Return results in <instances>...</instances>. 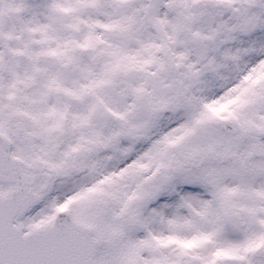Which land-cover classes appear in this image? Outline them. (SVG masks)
<instances>
[{"label": "snow or ice", "instance_id": "6c2138e0", "mask_svg": "<svg viewBox=\"0 0 264 264\" xmlns=\"http://www.w3.org/2000/svg\"><path fill=\"white\" fill-rule=\"evenodd\" d=\"M0 264H264V0H0Z\"/></svg>", "mask_w": 264, "mask_h": 264}]
</instances>
